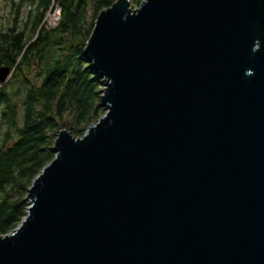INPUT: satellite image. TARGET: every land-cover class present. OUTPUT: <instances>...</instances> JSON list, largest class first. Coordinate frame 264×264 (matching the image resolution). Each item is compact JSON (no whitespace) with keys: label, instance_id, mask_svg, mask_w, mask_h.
<instances>
[{"label":"water","instance_id":"obj_1","mask_svg":"<svg viewBox=\"0 0 264 264\" xmlns=\"http://www.w3.org/2000/svg\"><path fill=\"white\" fill-rule=\"evenodd\" d=\"M80 57L106 112L60 130L0 264H264V0H116Z\"/></svg>","mask_w":264,"mask_h":264},{"label":"trees","instance_id":"obj_2","mask_svg":"<svg viewBox=\"0 0 264 264\" xmlns=\"http://www.w3.org/2000/svg\"><path fill=\"white\" fill-rule=\"evenodd\" d=\"M11 1L0 15V66L13 70L0 84V234L26 216L28 190L55 157L60 130L82 135L106 112L103 84L80 56L98 14L116 0ZM23 3L32 4L26 14ZM52 3L61 15L47 28L42 22Z\"/></svg>","mask_w":264,"mask_h":264},{"label":"built area","instance_id":"obj_3","mask_svg":"<svg viewBox=\"0 0 264 264\" xmlns=\"http://www.w3.org/2000/svg\"><path fill=\"white\" fill-rule=\"evenodd\" d=\"M130 4H131V0ZM61 15V8L59 5L52 3L47 10L42 24L47 28H55L58 25Z\"/></svg>","mask_w":264,"mask_h":264},{"label":"rangeland","instance_id":"obj_4","mask_svg":"<svg viewBox=\"0 0 264 264\" xmlns=\"http://www.w3.org/2000/svg\"><path fill=\"white\" fill-rule=\"evenodd\" d=\"M11 4H12V1L11 0H0V15H3L5 13L9 12L10 9H11ZM31 6H32V4H29V3L25 4V3H23V5L21 7V12L26 14V12L29 11V9H30ZM131 6L133 8L138 7L137 5H135V3L132 2V0H131ZM90 13H91V11H89V14ZM88 18H90V17H88ZM79 136H81V135H79Z\"/></svg>","mask_w":264,"mask_h":264}]
</instances>
